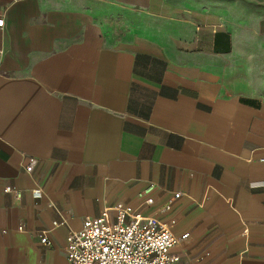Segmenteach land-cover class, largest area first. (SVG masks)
Returning <instances> with one entry per match:
<instances>
[{
    "label": "crops",
    "instance_id": "1",
    "mask_svg": "<svg viewBox=\"0 0 264 264\" xmlns=\"http://www.w3.org/2000/svg\"><path fill=\"white\" fill-rule=\"evenodd\" d=\"M0 15V264H67L69 232L118 204L188 234L176 264H264V0Z\"/></svg>",
    "mask_w": 264,
    "mask_h": 264
},
{
    "label": "built area",
    "instance_id": "2",
    "mask_svg": "<svg viewBox=\"0 0 264 264\" xmlns=\"http://www.w3.org/2000/svg\"><path fill=\"white\" fill-rule=\"evenodd\" d=\"M3 25L4 19L0 15V28ZM260 160L264 162V158ZM34 163L35 159L29 157L24 166L25 171L31 172ZM150 189L151 186L145 191ZM4 191L20 196V192L11 186H6ZM34 194L39 195L40 191L35 190ZM179 195V192H176L173 198ZM146 202H152V198H147ZM109 209L104 208L96 217L85 218L79 230L69 232L65 244L67 264L177 263L179 258L172 254L170 249L188 234L176 236L155 218L141 216L129 206H113L112 217ZM58 224L60 223L53 221L54 226ZM40 240L46 245L50 244L44 233L41 234Z\"/></svg>",
    "mask_w": 264,
    "mask_h": 264
}]
</instances>
